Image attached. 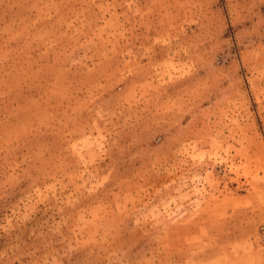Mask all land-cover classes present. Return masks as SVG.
<instances>
[{
    "label": "rangeland",
    "instance_id": "374dc122",
    "mask_svg": "<svg viewBox=\"0 0 264 264\" xmlns=\"http://www.w3.org/2000/svg\"><path fill=\"white\" fill-rule=\"evenodd\" d=\"M264 0H0V264H264Z\"/></svg>",
    "mask_w": 264,
    "mask_h": 264
},
{
    "label": "built area",
    "instance_id": "2783aa9c",
    "mask_svg": "<svg viewBox=\"0 0 264 264\" xmlns=\"http://www.w3.org/2000/svg\"><path fill=\"white\" fill-rule=\"evenodd\" d=\"M258 239H259L261 248L264 251V219H263L262 223L259 226Z\"/></svg>",
    "mask_w": 264,
    "mask_h": 264
}]
</instances>
